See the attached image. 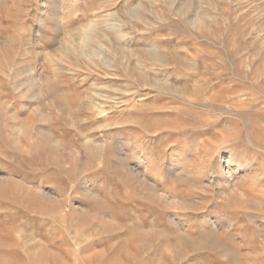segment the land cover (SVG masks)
<instances>
[{
    "label": "rangeland",
    "instance_id": "rangeland-1",
    "mask_svg": "<svg viewBox=\"0 0 264 264\" xmlns=\"http://www.w3.org/2000/svg\"><path fill=\"white\" fill-rule=\"evenodd\" d=\"M0 264H264V0H0Z\"/></svg>",
    "mask_w": 264,
    "mask_h": 264
},
{
    "label": "bare ground",
    "instance_id": "bare-ground-1",
    "mask_svg": "<svg viewBox=\"0 0 264 264\" xmlns=\"http://www.w3.org/2000/svg\"><path fill=\"white\" fill-rule=\"evenodd\" d=\"M228 157V156H227ZM231 163V161H229V159L227 160V162H226V164H230ZM225 164V165H226ZM229 166V165H228ZM228 166H227V168H228ZM224 173H225V176H226V178H228L229 180H230V178H231V175H230V171L229 170H222V175H224ZM224 176V177H225Z\"/></svg>",
    "mask_w": 264,
    "mask_h": 264
}]
</instances>
